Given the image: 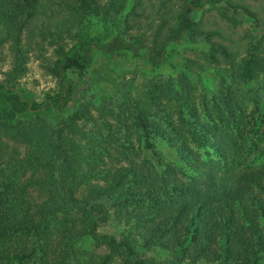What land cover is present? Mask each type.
<instances>
[{
	"label": "rangeland",
	"instance_id": "obj_1",
	"mask_svg": "<svg viewBox=\"0 0 264 264\" xmlns=\"http://www.w3.org/2000/svg\"><path fill=\"white\" fill-rule=\"evenodd\" d=\"M88 4L83 10L77 0H37L30 17L21 15L28 19L19 36L14 24L0 20V82L28 100L40 102L61 92L57 62L80 43L88 44L86 75L67 73L72 95L61 111L17 113L0 95V169L24 161L14 194L27 199L31 210L49 196L50 166L29 162L35 145L14 135L15 125L40 117L50 126L46 132L63 140L71 157L79 156L75 174L83 173L86 181L76 187L75 196L92 213L96 234L129 237L136 254L150 264H221L225 243L230 254L224 264H247L254 255L257 264H264V196L258 188L264 186V74L257 70L251 79L234 76L235 64L251 54L264 58V0ZM186 17L193 25L176 41ZM180 76L187 78L198 119L218 149L192 141L172 101L151 109L158 135L150 134V144L132 118L133 104L142 99L149 80ZM227 87L235 100L232 124L224 119ZM116 175H124L123 185L133 189L194 184L197 194L157 205H123L117 199L120 187L99 196ZM221 180L231 197L218 188ZM178 209L183 213L174 228L162 242L149 245L152 226ZM55 217L42 240L27 233L1 239L0 264H100L107 246L79 235L91 221L79 210ZM254 223L259 234L251 229ZM188 225L193 238L180 246ZM65 236L75 243L68 256ZM122 263V255L115 254L106 264Z\"/></svg>",
	"mask_w": 264,
	"mask_h": 264
},
{
	"label": "trees",
	"instance_id": "obj_2",
	"mask_svg": "<svg viewBox=\"0 0 264 264\" xmlns=\"http://www.w3.org/2000/svg\"><path fill=\"white\" fill-rule=\"evenodd\" d=\"M83 10H87L90 5L89 0H77ZM37 0H0V20L7 24H14L17 34L21 33L27 21L26 14L29 17L34 13ZM25 11V13H24ZM193 25V21L186 17L178 27L174 40H180L182 34L189 30ZM131 47H137L136 44H129ZM143 46V44H139ZM88 44L80 43L75 49H70L64 53L62 58L57 62L55 74L61 82L62 91L58 94L48 96L43 101L37 102L28 100L21 95L12 92L6 83L0 82V95H5L9 99L10 108L17 113L22 112H38L43 110H56L61 111L69 102L72 89L66 81L68 72L77 73L79 76L86 75V51ZM124 44H120L119 48H124ZM78 49L76 52L75 50ZM264 58L259 55L251 54L249 57L243 59L241 62L235 64L234 76L237 79H251L255 76L257 70L264 74ZM162 101H172L176 104L178 109V118L180 123L186 127L189 136L194 143L198 146H211L215 149L219 148L216 140L210 136L209 130L200 123L197 115V110L191 96V87L187 78L180 76L176 81L174 79H160L155 78L149 80L144 87L142 99H138L133 104L132 118L134 119L137 127L141 130L143 136L150 144V134L157 133L156 125L150 120L151 109L157 107ZM224 108H225V122L227 124L234 123L235 100L232 96L231 88L227 87L224 93ZM75 114L73 117L77 118ZM42 118L37 117L32 119L23 126H17L14 131L15 138H20L23 141H28L35 145L34 155L29 159L34 163L42 165L44 162L50 166V175L48 177V190L49 196L41 204H37L38 209L31 210L29 201L23 199L21 196L14 194L15 191V178L22 170L24 161L16 160L13 163L4 165L0 169V174L3 177L0 185V240L5 239L7 236L15 233H27L42 240L46 237L49 231V223L57 215L58 212L79 210L84 216L91 221V227H83L79 235H91L94 240L100 245H106L109 253L104 256L100 264H106L112 259L113 255L121 254L123 257L122 264H150L145 258L139 257L135 252V245L133 240L125 237L119 240L115 236L104 234L98 235L95 232V221L90 210L82 206V202L76 198V187L80 186L86 181V176L83 173L79 176L75 174L74 164L78 162L79 156H70L71 149H66L63 140L57 135L47 133V128L50 129L49 124L42 122ZM55 134V132H54ZM47 138V140H45ZM77 147L76 143H73ZM73 153V152H72ZM120 171V170H119ZM117 177V175L115 176ZM114 177V178H115ZM124 175L118 176L114 184L110 186L109 190L100 193L99 196L107 195L115 188H119L117 194L118 202L123 205H142L151 204L155 205L171 200L173 197L196 196V186L194 184H167L163 186H148L146 188H130V186L123 185ZM42 186L46 187L44 182ZM130 183V182H127ZM50 184V185H49ZM131 184V183H130ZM218 188L227 191V197H231L228 191V185L222 180ZM259 191L264 196V186L258 185ZM23 192V188H21ZM95 206V205H94ZM34 211V212H33ZM183 213V210L178 209L174 216H165L159 219L150 230L148 238L149 245H156L162 242L167 236L168 232L174 228L178 218ZM247 217V214H246ZM56 218V217H55ZM68 223L63 225L67 228ZM191 226L188 225L186 235L179 240L180 246H185L188 241L193 238ZM254 234H259V229L255 223L251 226ZM198 234V233H197ZM225 236V235H222ZM259 237V236H258ZM74 237L65 236L62 240L64 243V255L68 256L75 246L70 239ZM261 239V236L259 237ZM224 260L221 264L226 263L227 255L230 250L227 244H223ZM258 257L253 256V261L247 264H257Z\"/></svg>",
	"mask_w": 264,
	"mask_h": 264
}]
</instances>
